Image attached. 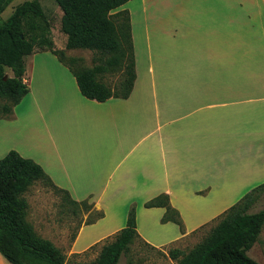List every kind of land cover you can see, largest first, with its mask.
Returning a JSON list of instances; mask_svg holds the SVG:
<instances>
[{"label":"crops","instance_id":"crops-1","mask_svg":"<svg viewBox=\"0 0 264 264\" xmlns=\"http://www.w3.org/2000/svg\"><path fill=\"white\" fill-rule=\"evenodd\" d=\"M172 3L113 9L129 14L135 77L126 98H85L48 50L23 57L27 92L0 118V158L15 150L102 212L77 228L70 253L122 228L131 203L141 240L172 245L264 181V0ZM158 193L183 232L159 221L163 207L143 206ZM0 264L11 263L0 254Z\"/></svg>","mask_w":264,"mask_h":264},{"label":"trees","instance_id":"trees-1","mask_svg":"<svg viewBox=\"0 0 264 264\" xmlns=\"http://www.w3.org/2000/svg\"><path fill=\"white\" fill-rule=\"evenodd\" d=\"M7 1L0 0V11ZM126 1L54 0L61 11L64 47L94 51L89 67L79 64L77 58L65 59L62 50L53 47L46 34L38 0H24L15 5L8 17L0 22V118L11 117L13 106L27 92L23 81V57L34 51L51 52L73 75L79 93L85 98L95 101L126 98L135 77L129 14L126 9L111 12ZM107 74L115 76L114 80H104ZM35 183L60 194L69 205L83 203L88 207L89 218L84 224L102 216L99 210L91 216L92 205L87 199H71L66 190L52 183L36 162L10 149L0 158V254L11 264H66L61 251L49 240L39 237L26 220L27 201L23 193ZM262 193L264 181L247 190L210 221L192 230L190 234L211 223L206 234L191 248L184 251L168 247L166 257L173 264H264L246 253L257 240L264 223V206L250 211ZM143 206L163 207L159 221L173 222L183 232L181 218L169 204L167 194L158 193L144 201ZM136 239L149 245L141 240L135 229V206L131 203L124 226L103 239L90 262L77 264H116L121 255L129 253L130 245ZM126 264L131 263L127 261Z\"/></svg>","mask_w":264,"mask_h":264},{"label":"rangeland","instance_id":"rangeland-1","mask_svg":"<svg viewBox=\"0 0 264 264\" xmlns=\"http://www.w3.org/2000/svg\"><path fill=\"white\" fill-rule=\"evenodd\" d=\"M24 0H9L0 11V22L8 17L14 6ZM41 6L46 34L51 39L52 45L63 52L64 58L74 57L78 63L89 67L92 65V58L95 56L94 51L88 49H66L64 47L65 35L60 30L61 11L54 0H38ZM175 4V0H173ZM111 12H114L113 10ZM115 76L107 74L104 80H114ZM27 201L26 220L31 224L33 231L41 238L49 240L64 255L66 264L88 263L96 255L102 241L86 249L83 252L70 253L68 251L69 243L77 228L84 224L89 218L87 217L88 207L83 203L69 205L62 200L60 194H55L49 188L35 183L23 193ZM264 206V193L250 209L255 211ZM90 215H94L96 209L91 208ZM88 210V211H87ZM90 216V217H91ZM211 223L202 227L195 233L189 234L183 239L162 248H155L142 243L140 240H134L130 245V251L127 255H121L116 264H171L172 261L166 257L165 253L168 247H178L187 251L195 243L201 240L206 234ZM255 244V243H254ZM246 251L254 260L263 263L264 259V223L260 230L258 242ZM164 251V252H163Z\"/></svg>","mask_w":264,"mask_h":264}]
</instances>
